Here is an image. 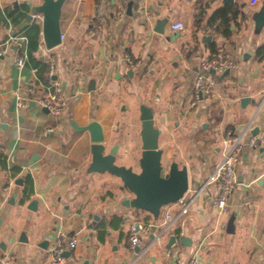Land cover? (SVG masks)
<instances>
[{
  "label": "crops",
  "instance_id": "0c3cea01",
  "mask_svg": "<svg viewBox=\"0 0 264 264\" xmlns=\"http://www.w3.org/2000/svg\"><path fill=\"white\" fill-rule=\"evenodd\" d=\"M129 1L68 0L61 18L63 42L48 49L41 30L35 53L41 63L34 60L19 68L14 60L25 49L23 30L33 21L41 25V19L33 15L27 21L25 0H0V45L5 44V57H0V257L8 252L14 264H48L47 251L63 228L78 238L64 264H185L196 249L202 264H264V143L249 144L252 136L264 138V59L256 55L264 30L257 34L252 19L262 0H133L132 16L127 14ZM226 6L238 9V16L223 24L214 13ZM19 12L23 16L15 24L13 16ZM163 17L169 22L159 34L153 29ZM176 20L184 22L183 30L173 29ZM212 44L218 57L233 58L237 65L223 74L212 72L213 91L193 106L194 77L200 61L213 55ZM126 56L140 64L132 76ZM51 66L53 78L65 83L70 102L58 118L27 90L30 83L37 88L49 84ZM91 80L96 83L93 91ZM17 90L23 106H18ZM245 96L255 102L243 104ZM134 101L139 102V116L142 103L153 106L162 133L174 127L180 134L174 160L187 165L188 194L195 196L187 213L164 234L160 227L150 232L137 253L129 249L130 222L155 218L122 203L132 195L120 189V178L87 172L92 160L89 135L71 126L74 119L82 124L96 115L111 132L108 149L120 145L117 163L137 169L142 149L136 155L127 148L125 156L119 137L126 122L120 117L132 116ZM233 136H242L243 145L238 183L227 211L220 214L210 203L216 186L209 180ZM15 166L22 169L16 177L11 173ZM28 173L33 192L25 190ZM20 177L21 185L15 183ZM35 198L38 207L30 209ZM232 215L235 230L227 232ZM23 233L28 241L21 240ZM172 235L177 246H169ZM184 236L191 244L180 243ZM46 240L48 245L42 246Z\"/></svg>",
  "mask_w": 264,
  "mask_h": 264
},
{
  "label": "water",
  "instance_id": "95a60500",
  "mask_svg": "<svg viewBox=\"0 0 264 264\" xmlns=\"http://www.w3.org/2000/svg\"><path fill=\"white\" fill-rule=\"evenodd\" d=\"M68 0H42L40 3H34L32 0H25L28 8L26 19L28 22L33 20V15H40L41 30L43 42L48 49H53L59 46L63 39L61 37L62 27L61 18L63 14V7ZM235 0H223L225 4L233 3ZM134 1L130 0L127 5V14L133 15ZM252 19L254 21V30L258 34L264 29V0H262L260 7L253 13ZM169 22L168 17L159 18L154 26V31L159 34L165 33V27ZM210 37H208V40ZM5 44H1L0 48ZM4 58V52L0 55ZM227 69L225 72H229ZM213 72H215L213 70ZM130 76L133 75V70L128 71ZM89 91L96 89L95 80H91ZM255 102L252 98L245 96L241 99L243 104L247 102ZM46 112L48 110L43 108ZM140 119H141V140L142 141V155L139 160V171L135 170L133 165H125L117 163L120 145L113 144L108 149L110 143L111 132L107 131L96 115H90L89 120L79 124L74 119L71 121V126L76 132L88 133L91 141L92 160L87 167L89 173H111L121 179V190H127L131 193V197L125 198L123 204L126 207H132L138 210L147 211L155 219H158L165 206L170 203L178 201L189 190L190 176L187 165H180L177 160L172 161L169 166L163 163L164 150L160 147V136L162 130L156 124L155 112L153 106L140 105ZM259 128H254L253 135H257ZM16 184H22L23 178L20 177L15 181ZM17 193L13 194L16 197ZM14 198L10 202L14 203ZM39 200L32 199L29 203V208L36 210ZM97 219L98 216L96 215ZM235 215L230 218L227 226V232H234L235 230ZM21 240L28 241L27 235L22 234ZM49 241H44L42 246H47ZM180 243L191 244V240L184 236ZM176 235L170 238L169 246H177ZM2 247L5 246L2 244ZM69 251L66 255H69Z\"/></svg>",
  "mask_w": 264,
  "mask_h": 264
},
{
  "label": "built area",
  "instance_id": "2783aa9c",
  "mask_svg": "<svg viewBox=\"0 0 264 264\" xmlns=\"http://www.w3.org/2000/svg\"><path fill=\"white\" fill-rule=\"evenodd\" d=\"M260 0H251L252 4H257ZM35 18L41 19L42 16L34 15ZM97 27L101 24L95 22ZM172 27L174 30H183L185 24L181 20L173 22ZM62 39L65 34L62 32ZM2 48V47H1ZM0 48V55L4 52ZM125 60L128 62L131 69L136 70L139 68V62L132 60L130 56H126ZM15 63L19 68H23L27 62L25 53H20L15 57ZM237 65L235 59L230 57H204L200 63L193 81L192 88V102L193 106H197L204 98L208 97L215 87V80L212 76L213 70L215 73L223 74L227 69L235 68ZM53 69L51 66L49 84H45L37 88L36 84L30 83L27 90L32 94V98L37 103L48 110V113L53 118L60 117L66 110L69 102V95L65 83L58 79L53 78ZM18 95V106L24 105L21 90L16 91ZM48 131H53V126L47 127ZM229 146L224 152L223 159L216 164L215 170L210 176V183L216 186V192L211 194L210 203L220 213L223 214L227 211L231 195L238 183L237 177V163L240 159L242 150V136L231 137ZM264 143V138L260 136H252L249 139L251 146H259ZM195 198L194 193L188 194L180 198L178 201L168 204L163 218H158L152 221H144L142 219H133L129 224V249L137 253L138 249L143 245L145 237L157 227L161 228V234H164L175 220L187 213L192 200ZM67 230L60 228L57 231L53 244L47 251L48 264H64L66 260V252L76 248L78 238L76 236L69 237ZM160 234V235H161ZM0 264H14L13 258L10 253L5 252L0 257ZM185 264H202L200 260V251L196 249L194 253L188 258Z\"/></svg>",
  "mask_w": 264,
  "mask_h": 264
},
{
  "label": "trees",
  "instance_id": "16d2710c",
  "mask_svg": "<svg viewBox=\"0 0 264 264\" xmlns=\"http://www.w3.org/2000/svg\"><path fill=\"white\" fill-rule=\"evenodd\" d=\"M97 1H99V0H97ZM214 14H215L214 19L218 18L221 20V23L226 24V23H230V21L232 19H234L235 17L238 16L237 15L238 9H236L234 6H226V7H223L221 9L217 10ZM22 16H23V14L21 12H19L16 16H13L14 23L15 24L19 23ZM23 32H24L26 41H25V49L22 53L26 54L27 62L31 61V63H32V62L36 61L35 63L37 65V64L41 63V62H39V60H36V57H35V53L40 47L41 25H40V23H37V21H33V22L29 23L26 26V28H24ZM211 51L213 53V55L211 57L217 56V53L219 52L218 49L216 48L215 44L211 45ZM256 52H257L256 55L258 57H261L262 59H264V43L257 48ZM35 63H33V64H35ZM1 158H2L1 160L4 164V166L7 167L6 166L7 155L3 154L1 156ZM21 172H22V169L18 166L11 168V173H13L12 175L13 176L15 175V177L17 175H19ZM25 181H26L25 190H27L29 192H31V191L33 192V179L31 177V174L28 173L27 175H25ZM29 192H28V194L30 195Z\"/></svg>",
  "mask_w": 264,
  "mask_h": 264
},
{
  "label": "rangeland",
  "instance_id": "374dc122",
  "mask_svg": "<svg viewBox=\"0 0 264 264\" xmlns=\"http://www.w3.org/2000/svg\"><path fill=\"white\" fill-rule=\"evenodd\" d=\"M148 101V100H146ZM145 101V105H146ZM143 102V101H141ZM138 101H134V108L135 110L132 113V116L126 118H123L122 116L120 119H122L125 124V127L122 130V132L119 133L120 140H124V147H123V154L127 155V148L129 150L131 148H134L133 150L136 152V155L140 154L141 152V145L143 140H141V119L139 116V110H138ZM160 119V118H159ZM182 138L180 137V134L174 130V127H171L170 130H166L163 133H161V144L163 145V163L167 167L169 164L174 161V159L177 157V152H179V148L176 146V142H181ZM175 153V154H174ZM120 155V153H119ZM129 156V155H127Z\"/></svg>",
  "mask_w": 264,
  "mask_h": 264
},
{
  "label": "flooded vegetation",
  "instance_id": "af4514ba",
  "mask_svg": "<svg viewBox=\"0 0 264 264\" xmlns=\"http://www.w3.org/2000/svg\"><path fill=\"white\" fill-rule=\"evenodd\" d=\"M142 151H143V150H142ZM135 170L139 171V168H137V169H135Z\"/></svg>",
  "mask_w": 264,
  "mask_h": 264
}]
</instances>
